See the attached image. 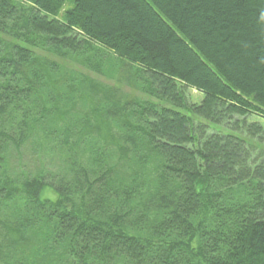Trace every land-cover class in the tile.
<instances>
[{
    "label": "trees",
    "instance_id": "obj_1",
    "mask_svg": "<svg viewBox=\"0 0 264 264\" xmlns=\"http://www.w3.org/2000/svg\"><path fill=\"white\" fill-rule=\"evenodd\" d=\"M253 114L264 0H0V264H264Z\"/></svg>",
    "mask_w": 264,
    "mask_h": 264
},
{
    "label": "rangeland",
    "instance_id": "obj_2",
    "mask_svg": "<svg viewBox=\"0 0 264 264\" xmlns=\"http://www.w3.org/2000/svg\"><path fill=\"white\" fill-rule=\"evenodd\" d=\"M67 6H68V3H67ZM188 92L193 95L192 98H193L194 101H192V102L201 101V99L203 98L202 94L200 92H198L196 89H190V90H188ZM135 93L137 94V96H140V97H142L144 99H147V98L153 99L152 97L148 96L147 94H145L143 92L135 91ZM262 118L263 117H261L259 115H255V114H253V117H250V119H256L260 123L262 121H264L263 120L264 118L263 119ZM199 119L202 120L203 122L208 123L206 120H204L202 118H199ZM229 127L230 126H222V127H217V128H213V129L214 130L226 131V130H229L228 129ZM25 148H26V150L28 149V151H26L25 156H24V160H27V164L26 163L24 164V168H28V169L31 168V169L35 170V167L37 166L38 162L33 157V152L31 151L32 150L31 143L27 144ZM43 159L45 161V164L50 166V169H56L57 163L60 162V160L55 159V162L53 163V162H51V158L50 157H45Z\"/></svg>",
    "mask_w": 264,
    "mask_h": 264
}]
</instances>
